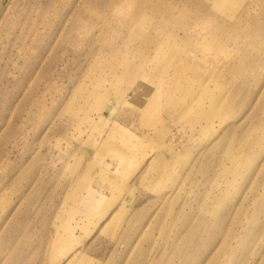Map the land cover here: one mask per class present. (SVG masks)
Returning <instances> with one entry per match:
<instances>
[{
  "label": "rangeland",
  "instance_id": "374dc122",
  "mask_svg": "<svg viewBox=\"0 0 264 264\" xmlns=\"http://www.w3.org/2000/svg\"><path fill=\"white\" fill-rule=\"evenodd\" d=\"M53 1L0 0V264H264V0Z\"/></svg>",
  "mask_w": 264,
  "mask_h": 264
},
{
  "label": "bare ground",
  "instance_id": "6f19581e",
  "mask_svg": "<svg viewBox=\"0 0 264 264\" xmlns=\"http://www.w3.org/2000/svg\"><path fill=\"white\" fill-rule=\"evenodd\" d=\"M67 1L68 0H65L64 5L66 4ZM207 1L208 0H204V2H207ZM58 2H59V0H54L52 2V6L53 7L56 6L57 17L60 14L59 8L57 6ZM201 5L206 7L205 3H203V2H201ZM206 9H207L206 15L208 16V15H210V10L207 7H206ZM49 14H51V10L49 11ZM53 14H55V12ZM46 21L48 23L47 25H50V26L53 25V23L55 22V20H52L51 18L47 19ZM34 36L38 37L39 33L35 32ZM247 146H248L247 150L240 149L239 152L231 151V152H228L225 156L224 165L226 166V168L228 170H230L229 173L232 176H231L230 181H229V178H227L225 181L227 188H226L225 192H223L221 195L222 199L224 198L225 194H227L231 190H234L237 187L238 182H239L238 177L242 176L244 171L248 169L250 161H252V159L256 158V156H257V150H256L255 144L253 142L249 141V142H247Z\"/></svg>",
  "mask_w": 264,
  "mask_h": 264
}]
</instances>
